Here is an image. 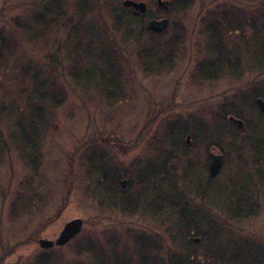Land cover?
I'll return each mask as SVG.
<instances>
[{
	"label": "rangeland",
	"instance_id": "1",
	"mask_svg": "<svg viewBox=\"0 0 264 264\" xmlns=\"http://www.w3.org/2000/svg\"><path fill=\"white\" fill-rule=\"evenodd\" d=\"M134 1L146 5L145 24L151 18L168 19L164 30L157 35L145 34L141 42L154 46L167 41L172 37L175 22L186 32L185 54L177 51L173 64L153 75L143 73L136 65L134 38L138 34V19L131 18L128 10H117L124 20L120 27H113L114 13L104 11V0H55L52 2L55 7L49 9L43 1L0 0V33L17 44L12 55H5L0 63V90H5L3 96L0 94V264H36L48 253L64 254L68 264H76V260L86 264H123L125 259L132 260V264H141L143 251H132L131 242H127V249L124 245L108 246L99 240L102 238L100 233L106 231L112 241H125L126 231L130 236L137 235V230L151 232L152 223L140 219L137 214L125 215L102 209L90 197H84L82 192L88 180L83 179L82 174L87 169L88 159L83 158L94 154L97 164L105 166L98 168L116 172L117 177L129 167L134 169V174L145 173L150 167L147 145L152 137L166 138L169 128L178 132L190 127L196 132L191 148L197 154L192 159L194 180L204 179L207 175L205 142H211V152L221 148L226 154L223 168L212 180L211 187L229 185L228 189L232 188L238 195L248 189L246 174L254 168L255 160L260 161L254 151L257 137L244 128L240 133L235 132L234 144L228 142V136L219 141L216 139L218 132L230 128L204 113L209 109H231L246 119L255 120L257 113L252 106L255 100L252 96L264 90L251 84L252 71L246 66L249 62L240 57L241 63L235 68L237 78L228 77L226 68L225 74L213 83L198 85L191 81L195 47L199 44L206 55L208 46L207 34H199L198 19L217 5L244 7L245 4L241 0H192L183 13H173L165 8V3L158 7L156 0ZM21 4H24L22 9H16ZM55 17L56 21L52 22ZM47 19L51 22L44 26ZM19 23L24 26L22 31L15 26ZM242 37L251 44L249 29L225 34L222 41L226 47L235 46L239 41L243 43ZM108 40L112 42L113 55L103 53ZM261 41H264V29ZM254 49L249 46V55ZM67 52L70 57L66 56ZM74 54L81 56L76 63L79 56ZM240 56L245 58L242 51ZM261 56L262 59H258L263 62L264 51ZM68 66H73L72 71L81 68L84 72L78 75L79 82L68 74ZM34 67H41L38 79L54 77L63 85L66 96L61 106L51 107L45 103L41 120L46 119L48 126L43 121V126L32 123L37 132L34 142L40 160L36 168L31 169L26 159L29 150L23 151L20 146V143L24 145L23 141L14 138L22 130V127H16L15 121L22 113L25 115L20 122L26 124L24 126L29 124L27 102L30 97L27 94L30 95L31 84L28 78L32 77L29 71ZM111 68H116V72L110 73ZM86 75L91 79H86ZM238 90L242 92L241 98L231 99ZM108 91L115 94L110 93L113 95L111 100L108 99L111 103L106 104L100 97ZM238 103L241 106H235ZM215 139L216 145L213 144ZM199 140L202 141L200 148ZM33 175L34 182L39 184V203L33 205L30 213L14 210L11 205L15 193L27 187ZM190 204L197 206L199 199L193 198ZM191 214L197 217V230L203 236L198 248H214L215 245L226 254L234 253L237 245L232 239L221 235L212 240L213 231L223 233L222 227L231 225L234 228L232 235L242 237L241 249L243 243L251 240L245 236L264 241V207H260L253 217L234 221H226L219 210L216 211L217 220L213 222L200 213L191 211ZM73 218H80L83 223L79 234L68 243L48 249L38 245L39 238L55 239L63 225ZM96 240L100 248L91 245ZM79 244L95 247L96 255H74L67 251L72 245ZM123 251L126 253L120 257ZM160 253L164 256L162 252L152 254L160 259Z\"/></svg>",
	"mask_w": 264,
	"mask_h": 264
},
{
	"label": "trees",
	"instance_id": "2",
	"mask_svg": "<svg viewBox=\"0 0 264 264\" xmlns=\"http://www.w3.org/2000/svg\"><path fill=\"white\" fill-rule=\"evenodd\" d=\"M36 1H43V4L47 3L48 9L55 7L53 4L55 0ZM163 1L165 8L173 13H183L185 9L191 6L192 2V0ZM241 1L245 4L244 7L232 4L217 5L211 7L198 19L199 34L201 32L207 34L208 46L206 55L202 52L199 44L195 47V53L192 57L194 59V66L193 70H191V81L193 84L213 83L223 73L225 74L224 69L226 68L228 77L237 78L238 75L235 73V68L241 63L238 60L240 57V60L243 59L249 62L246 66L252 71L251 84L259 85L260 87L258 86L257 89L264 90V61L262 62L258 59H262L261 55L264 51V41H261L262 30L264 29V0ZM23 5L21 4L16 9H22ZM75 6L77 7L76 3ZM157 6L159 7V5ZM103 7L105 12L114 13L111 22L113 27H120L123 24L124 18L117 14L118 9L128 10L131 13V18L138 19V34L134 38V42L136 43L135 61L143 73L156 74L161 68L173 64L177 57V51L185 54L184 43L186 32L180 23L175 22L174 27L172 25V37H169L167 41L154 46L147 45L140 41L141 38L145 34L157 35L160 32H154L146 28L143 18L146 14L145 12L140 13L132 7H124L120 0H117L116 3L113 0H104ZM48 9L45 10V16L48 13ZM56 19L57 17L52 19V22H55ZM50 22L47 19L44 26H49ZM15 26L21 31L24 29L21 23ZM244 29L251 31V44L246 42L247 37L245 35V40L242 37L243 43L239 41L235 46L228 47L223 44V35L235 30L242 33ZM240 35L242 36V34ZM0 43V63H2L1 60L5 55L11 56L12 52L17 49V44L13 40L2 36L1 33ZM238 43L241 45H238ZM111 44L112 42L108 40V44L105 46L107 49L103 52L104 54L113 55L114 51L111 48ZM249 46L253 49L254 47L258 49L255 48L253 53L249 55ZM240 50L244 53L245 58L240 56ZM66 56L70 57V52H67ZM74 56L79 55L74 54ZM80 58L81 56L74 63L80 60ZM110 64L114 65L113 62ZM68 67V74L79 82L80 78L78 75L84 72L78 67L73 72V66ZM33 69L29 71L32 77L29 76L28 78L31 84L30 95L27 94L28 98L30 97L27 102L29 105L27 109L29 124L24 126L26 124L20 122L19 119L25 115L22 113L15 120L16 127H22V130L16 136L14 135L16 139L23 141L24 145L20 143L23 151H26V148L29 150L27 156H25L31 169L36 168L40 160L38 148L34 142L37 132L33 130L32 123L37 122L43 126V122L45 123L46 119L45 121L41 120V111L45 103H48L51 107L61 106L66 96L63 85L59 84L54 77L48 76L44 80L38 79L37 75L41 72V67H34ZM113 72H116V68L110 69V73ZM100 74L101 71L99 72ZM87 76L89 75L85 77ZM100 76L102 78V75ZM113 77L114 75L111 76L112 79ZM86 79L90 80L91 78L87 77ZM98 80L96 79L97 83H99ZM252 91H254L253 87ZM108 92L100 97L106 104L111 103L108 99L111 100L113 96L111 94H115L111 91ZM0 94L3 96L5 90H2ZM241 94L242 92L238 90L235 94H232L231 99L237 101L241 98ZM31 97L34 99L33 101H31ZM252 97L255 100L256 98H261L264 101V92L258 91ZM255 100L252 101V106L257 113L255 120L246 119L240 112L233 113L231 109H225L226 111L209 109L204 113L219 122H224L223 124L228 126L231 129H229L230 131H233L231 133L228 129L223 128L216 135L217 139H225L228 136V142L234 144L235 140L233 136L235 132L240 133L244 128H247L251 135L257 137L254 140V151L255 155L260 158V161L257 163V160H255L254 168L246 174V182H248L249 187L244 194L238 195L232 188H230L232 190L228 189L229 185L221 184L216 186L215 189L212 188L211 182L215 177L209 176L208 171L204 179H193L192 174L193 170H195V163L192 162V159L197 154L191 148L196 138V132L195 130H190V127L178 132H174L172 128L168 127L166 138L152 137L151 143L147 145V158L150 167L145 173L134 174V169L129 167L117 177L116 172L100 170L98 166L101 168L105 166L100 163L97 164L94 154L92 157H84V160L88 159L86 162L87 169L82 174V178L88 180L84 187L85 190L82 192L84 197H90L102 209L117 211L125 215L137 214L140 219H146L152 223L151 232L137 230V235L130 236L125 230V241L122 239H119L117 242L112 241L111 237L106 236V231L100 233L102 238L99 240L112 247L124 245L125 249L129 246L127 242H131L132 251L136 249L143 251L141 252V264H264V241L254 236H251V238L245 236L246 239L251 240L249 243L248 240L246 244L243 243L244 245L241 249L242 237L232 235V231L234 230L232 225L222 227L223 233L213 231L212 240L221 235L228 237L230 240L232 239V242L237 245L234 253L226 254L215 245L214 248H198L197 246L200 244L203 236L197 230V217H193L191 214V211L195 214L197 213V215L200 213L205 217H209V222H213V220H217L216 216L218 215L216 211L219 210L221 215H224L226 218V221H234L253 217L260 210V207H264V116L259 111ZM235 106H241V104L238 103ZM234 118H240L239 120L242 123L239 124L237 119ZM46 126L48 125L46 124ZM26 127L27 129H25ZM186 135H189L191 143L185 142ZM25 140L27 141L26 143L24 142ZM201 143L202 141L199 140V148ZM205 144L207 162L209 160L207 152L212 148L210 147L212 144L211 142H205ZM220 152L224 160L226 154L221 148ZM239 156L238 153V159L240 160ZM139 163L140 161L137 159V167H139ZM222 166L220 171L223 168ZM92 169L93 172H91ZM125 177L127 180L125 185L122 186L121 180ZM178 178L181 179L179 183L177 182ZM33 179L34 175L33 178H30V183L27 187L15 193L11 205L13 209L15 208L14 210L18 209L20 212L27 210L30 213L33 205L39 203L41 197H39V184L35 183V179ZM187 180L190 182L186 183ZM231 184L234 185L235 182L233 183L232 180ZM193 198L199 199L197 206L190 204ZM196 234L199 236H195ZM122 242L124 244H121ZM98 243V240H96L91 245L100 248ZM67 251L74 255L93 253L92 255L95 256L97 253L95 247L89 245L81 246V244L72 245ZM154 252H162L164 256L160 253L162 255H160L161 258H155L156 256H153ZM125 253L123 251L119 256L121 257ZM132 253L131 255H134ZM138 254L140 253L137 252ZM36 264H68V262L64 254L58 253L55 256L54 253H48L40 258ZM76 264L86 263L76 260ZM123 264H132V260L125 259Z\"/></svg>",
	"mask_w": 264,
	"mask_h": 264
},
{
	"label": "water",
	"instance_id": "3",
	"mask_svg": "<svg viewBox=\"0 0 264 264\" xmlns=\"http://www.w3.org/2000/svg\"><path fill=\"white\" fill-rule=\"evenodd\" d=\"M159 6L164 4L163 0H156ZM122 6L124 7H132L138 12L143 13L146 10V5L142 1H134V0H123ZM168 24V19L166 17L156 19L151 18L146 22V28L154 31L161 32ZM256 104L258 106L259 111L264 116V101L261 98L256 99ZM238 123L241 124V121L238 120ZM185 142H189V135L185 136ZM209 165H208V174L211 177H215L222 165V155L216 153H210L209 155ZM126 180H121V185H125ZM82 220L80 218H73L67 221L62 229L59 231L58 235L55 239H47V238H39L37 240L38 245L41 248L48 249L53 247L54 245L61 246L66 244L69 240H71L75 235H77L82 227ZM197 240V239H195Z\"/></svg>",
	"mask_w": 264,
	"mask_h": 264
},
{
	"label": "flooded vegetation",
	"instance_id": "4",
	"mask_svg": "<svg viewBox=\"0 0 264 264\" xmlns=\"http://www.w3.org/2000/svg\"><path fill=\"white\" fill-rule=\"evenodd\" d=\"M256 99H257V98H256ZM255 101H256V100H255ZM203 138H205V137H203ZM14 139H16V137H15ZM216 139H217V138H216ZM189 140H190V139H189ZM217 140L221 141V138H220V139L218 138ZM25 142H27V141H25ZM213 144L216 145V140H215V142H214ZM215 145H214V146H215ZM207 153H208V157H209L210 153L221 154V152H220V148H219V149H216V148H215V151H214V152H211V151L209 150ZM221 155H222V154H221ZM209 161H210V159L207 161V164H206L207 170H208ZM222 163H223V158H222ZM221 166H222V165H221Z\"/></svg>",
	"mask_w": 264,
	"mask_h": 264
}]
</instances>
